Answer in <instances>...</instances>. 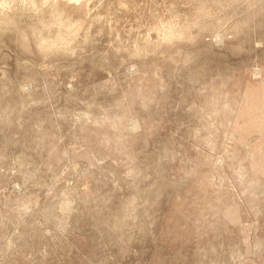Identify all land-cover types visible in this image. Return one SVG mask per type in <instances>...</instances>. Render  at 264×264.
<instances>
[{
  "label": "rangeland",
  "instance_id": "rangeland-1",
  "mask_svg": "<svg viewBox=\"0 0 264 264\" xmlns=\"http://www.w3.org/2000/svg\"><path fill=\"white\" fill-rule=\"evenodd\" d=\"M0 264H264V0H0Z\"/></svg>",
  "mask_w": 264,
  "mask_h": 264
}]
</instances>
